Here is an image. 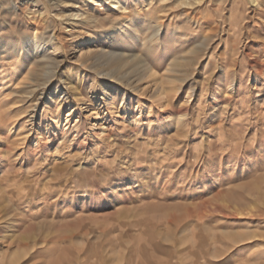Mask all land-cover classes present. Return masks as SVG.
<instances>
[{"label": "rangeland", "instance_id": "374dc122", "mask_svg": "<svg viewBox=\"0 0 264 264\" xmlns=\"http://www.w3.org/2000/svg\"><path fill=\"white\" fill-rule=\"evenodd\" d=\"M3 206L0 264H264V0H0Z\"/></svg>", "mask_w": 264, "mask_h": 264}, {"label": "bare ground", "instance_id": "6f19581e", "mask_svg": "<svg viewBox=\"0 0 264 264\" xmlns=\"http://www.w3.org/2000/svg\"><path fill=\"white\" fill-rule=\"evenodd\" d=\"M114 1H116V0H114ZM122 3H123V1H122ZM121 3V5H123ZM100 4V3H99ZM116 4V3H115ZM96 5H98V3L96 4ZM103 5V4H102ZM118 5H119V3H118ZM121 5H119V6H121ZM99 7V6H98ZM123 7V6H122ZM126 7V6H125ZM127 9V8H126ZM121 10V9H120ZM85 11V10H84ZM128 11V10H127ZM86 13V12H85ZM75 14V13H74ZM75 15H77L78 16V13L77 14H75ZM107 15V14H106ZM75 17V16H74ZM80 17V16H79ZM100 18V17H99ZM28 19V18H27ZM80 19V18H79ZM96 20H98V16L93 12V10H91L90 9V11H87V13L84 15V17L82 16V19L80 20V21H78V22H76V24L73 26V30H78V32H79V28H81L82 27V29H83V25H85V24H88L89 22H94V21H96ZM101 20V19H100ZM75 22V21H74ZM126 23V22H125ZM73 25V24H72ZM124 25V24H123ZM122 25V26H123ZM159 26L161 27V24H159ZM121 29V28H120ZM122 30H123V33H125L126 35H128V34H130V30H129V27L127 26V25H124L123 26V28H122ZM121 30V31H122ZM119 31V30H118ZM133 31V30H132ZM72 33V32H71ZM77 34V33H76ZM132 34V33H131ZM130 36V35H129ZM36 37V36H35ZM39 37V36H38ZM93 35L92 34H90V35H86V36H81L79 39H80V41H81V43H80V45L81 46H88L89 45V42L93 39ZM37 38V37H36ZM95 38V37H94ZM123 38V37H122ZM128 37L126 36V39H127ZM112 40V39H111ZM127 40H129V39H127ZM118 41V40H117ZM119 41H123V40H119ZM118 41V42H119ZM124 41H125V39H124ZM109 42V41H108ZM131 42V41H130ZM111 43V42H110ZM125 43H127V42H125ZM118 44V43H117ZM122 45V44H121ZM117 46V45H116ZM116 46H115V48H116ZM125 46H126V44H125ZM124 47V46H123ZM130 47V46H129ZM127 48H128V46H127ZM89 49V48H88ZM120 49V48H119ZM123 49H125V48H123ZM122 50V49H121ZM26 55L28 56V57H32V58H39V60L40 59H43L44 57H51V54H50V52H48V50H47V48H45L44 46H42L41 44H38V43H36V44H34V45H32V46H30L29 48H26ZM118 50H116V49H114V50H111L110 52H102L100 55H99V57L97 58V59H99V58H103V59H107V60H109V62H112V61H115L116 59H119V58H122V59H126L128 56L125 54V50H123V52L124 53H118L117 52ZM97 53V52H96ZM98 54V53H97ZM97 54H95V55H97ZM47 64V63H46ZM257 68V67H256ZM73 82V81H72ZM74 84H76V83H74ZM69 85H70V87L69 88H73V84H70L69 83ZM77 87V86H76ZM75 87V88H76ZM78 89V88H77ZM79 90V89H78ZM76 92H78V91H76ZM9 209V207H6V206H3L2 208H0V222H3V221H9V220H12V219H14V216H13V214L14 213H12L13 211H11V210H8ZM3 224V223H2ZM1 226V225H0Z\"/></svg>", "mask_w": 264, "mask_h": 264}]
</instances>
